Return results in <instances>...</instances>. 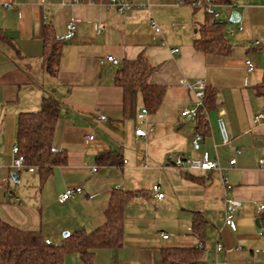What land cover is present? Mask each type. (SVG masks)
I'll use <instances>...</instances> for the list:
<instances>
[{
    "label": "crops",
    "instance_id": "1",
    "mask_svg": "<svg viewBox=\"0 0 264 264\" xmlns=\"http://www.w3.org/2000/svg\"><path fill=\"white\" fill-rule=\"evenodd\" d=\"M132 2L140 7L120 14L109 0H0V217L61 244L65 233H90L104 225L117 189L133 193L124 210L123 245L95 250L92 264H166L164 248L200 247L199 264H264V227L256 224L263 213L258 204H264V100L259 102L254 92L264 75V0L215 4L233 49L226 56L194 47L207 18L204 8L176 0ZM4 3L13 8L5 9ZM233 12L240 13V23H229ZM152 18L160 33L152 29ZM73 19L80 20L76 35L63 42L52 77L44 68L46 32L61 39ZM99 26L104 27L100 35ZM141 54L154 68L149 83L165 93L157 111L139 120L125 117L123 90L115 79L125 60ZM108 56L119 63L108 62ZM246 60L255 63L254 72L247 71ZM196 79L205 80L214 96L199 150L191 142L197 120L181 117L193 107L182 80L190 85ZM49 95L62 105L54 147L66 151L68 163L56 167L43 184L31 172L36 177L31 185L26 177L23 185L21 172L27 168L12 167L18 120L22 113L39 111ZM142 109L140 96L137 113ZM220 111L231 138L227 146L217 126ZM101 115L107 121H99ZM138 128L147 131L145 138L136 136ZM89 135L94 138L85 144ZM109 150L123 163L99 167L97 156ZM204 153L217 158L222 170L183 172L171 164L170 156L200 158ZM232 158L235 166L229 164ZM224 178L242 201L235 231L224 221ZM156 184L165 194L160 201L151 192ZM76 188L82 191L59 202L60 195ZM197 216L203 220L201 236L193 231ZM219 242L223 250L217 252ZM64 264L84 262L74 253Z\"/></svg>",
    "mask_w": 264,
    "mask_h": 264
},
{
    "label": "trees",
    "instance_id": "2",
    "mask_svg": "<svg viewBox=\"0 0 264 264\" xmlns=\"http://www.w3.org/2000/svg\"><path fill=\"white\" fill-rule=\"evenodd\" d=\"M184 5L196 8L194 3L204 0H182ZM215 4L220 0H213ZM224 2L226 0H223ZM228 1V0H227ZM205 23L199 28V37L194 41V47L205 53L217 55L232 54V46L226 32V23H218L207 13ZM63 42L52 33L46 32L44 39V68L46 72L56 77L61 58ZM154 72L147 56L141 54L135 60H125L123 67L117 72L116 83L123 90L124 114L128 118H138V98L141 96L144 108L149 113L157 111L165 88L152 85L149 78ZM255 95L264 99V75L254 86ZM214 96L206 92L205 108L211 109ZM62 105L53 96L42 99L41 109L37 112L22 113L18 120L17 141L20 154L25 159L26 168H36L41 184L52 175L54 169L68 163L66 151L56 150L54 136L57 124L62 116ZM198 130L207 125V116L202 111L197 117ZM120 155L115 151H105L97 156L99 167L120 166ZM133 193L115 189L110 204L106 210V223L93 232L79 230L70 233L61 244L47 240L41 231L19 229L0 217V264H64L69 254L77 253L84 264H92L94 252L97 249H116L123 245L124 210ZM260 215V224L264 227V210ZM203 220L195 218L193 231L198 236L202 234ZM202 249L171 248L163 249V261L166 264H199Z\"/></svg>",
    "mask_w": 264,
    "mask_h": 264
},
{
    "label": "built area",
    "instance_id": "3",
    "mask_svg": "<svg viewBox=\"0 0 264 264\" xmlns=\"http://www.w3.org/2000/svg\"><path fill=\"white\" fill-rule=\"evenodd\" d=\"M93 1V0H92ZM178 4H183L182 0H176ZM79 2V1H78ZM13 3H4L3 7L7 10L13 8ZM193 5L195 6H204L203 8L205 11L214 17V19L218 23H223V21L219 17V13L216 11V6L213 0H204V2L198 1L194 3ZM108 6H113L117 9V11L120 14H124L127 11H131L135 7H140V5H135L132 0H109ZM80 22L79 19H73L68 25H67V30L66 34L61 38L62 41H67L72 39L77 32V25ZM151 27L152 29L160 33V27L157 24V22L152 18L151 19ZM104 27L99 26L97 29V34H101L103 32ZM242 30V28H240ZM230 34H233V30L228 31ZM253 45H259V42H254ZM173 53H178L179 50L175 49L172 51ZM107 61L113 64H118L119 61L114 58L113 56H108ZM246 69L248 72H254L256 69V65L252 60H246L245 61ZM182 85L189 89L192 93L193 97V107L185 109L181 113V117H190L197 119V117L200 115V111H202L204 114L207 116V111L205 108V99H206V92L208 90V85L203 79H196V81L193 84H188L186 81L182 80ZM148 114L147 109H142V111L138 114V119L142 120L146 115ZM224 112L220 111L219 116L217 118V126L220 132L221 136V144L222 145H229L231 143V138L227 129L225 117H224ZM257 118H260L257 117ZM99 121H107V117L104 115H101L97 117ZM137 137H143L145 138L147 136V131L141 128H138L135 132ZM93 136L89 135L85 138V144H89L93 140ZM204 136L202 133L196 132L194 136L191 139L192 146L195 150L200 149V143L203 140ZM237 153H240V151H237ZM13 163L12 167L15 170H22L26 168L25 165V159L24 157L20 154L18 145L15 144L13 147ZM171 158V164L173 167L176 169H179L183 172H209V171H220L222 170V167L220 165V162L217 158L211 159L209 157L208 153H204L200 158H189L185 157L183 155H176V156H170ZM237 163L236 158H232L229 161L230 166H235ZM261 164H263V161H261ZM28 171L30 172H36V168L32 167L29 168ZM93 171H98V168H94ZM223 184H224V202H225V214H224V221L225 225H227L230 229L233 231L236 230V223H235V215L237 211L241 208L242 206V201L239 199H236L233 196L232 192V187L229 184L227 178L223 179ZM82 191L81 188H76V189H68L66 192H64L62 195L59 197V202L60 203H65L69 201L72 197H74L76 194L80 193ZM152 196L156 201H160L164 199L165 194L159 184H156L152 187ZM258 209L259 212L261 213L264 210V204L260 203L258 204ZM162 237L164 239H168L169 236L167 234H162ZM202 248V247H200ZM217 252H220L223 250V244L218 243L216 247Z\"/></svg>",
    "mask_w": 264,
    "mask_h": 264
},
{
    "label": "water",
    "instance_id": "4",
    "mask_svg": "<svg viewBox=\"0 0 264 264\" xmlns=\"http://www.w3.org/2000/svg\"><path fill=\"white\" fill-rule=\"evenodd\" d=\"M240 22H241V15H240V13L233 12L232 15H231V17H230V19H229V23L230 24H237V23H240ZM25 171H28V169H25ZM13 178H14L15 181H18L19 180V177H18L17 174H14L13 175ZM256 224H257L258 227L261 228V224H260L259 219H257ZM263 232H264V230H263ZM68 235H69V233H65L63 236L64 237H67Z\"/></svg>",
    "mask_w": 264,
    "mask_h": 264
},
{
    "label": "rangeland",
    "instance_id": "5",
    "mask_svg": "<svg viewBox=\"0 0 264 264\" xmlns=\"http://www.w3.org/2000/svg\"><path fill=\"white\" fill-rule=\"evenodd\" d=\"M233 26H236V25H233ZM263 100L264 99H259V102L261 101V102H263ZM15 171H20V170H15ZM14 175V174H13ZM21 176L23 177V185H25V184H27V182H26V180L24 181V179L27 177L28 179H29V184L31 185V180L34 178V177H36L35 176V174L34 173H31V172H29V171H23V172H21ZM14 179V178H13ZM63 235V234H62Z\"/></svg>",
    "mask_w": 264,
    "mask_h": 264
}]
</instances>
